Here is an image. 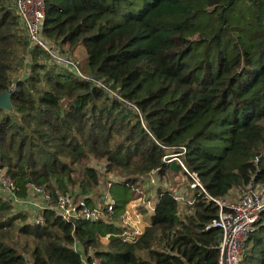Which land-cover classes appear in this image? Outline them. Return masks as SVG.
Here are the masks:
<instances>
[{"label": "trees", "instance_id": "obj_1", "mask_svg": "<svg viewBox=\"0 0 264 264\" xmlns=\"http://www.w3.org/2000/svg\"><path fill=\"white\" fill-rule=\"evenodd\" d=\"M44 2L45 35L83 52L91 79L28 51L13 0H0V95L12 94V109H0V175L22 199L30 186L55 194L78 185L94 196L89 206L109 193L114 216L68 223L48 209L29 222L0 195V264H218L222 234L206 227L219 209L208 196L264 183V0ZM89 158L102 166L74 178ZM187 171L206 193L191 189ZM177 193L195 199L186 213ZM144 195L151 223L125 241L127 206ZM14 231L32 247L20 248ZM241 264H264V212Z\"/></svg>", "mask_w": 264, "mask_h": 264}, {"label": "built area", "instance_id": "obj_2", "mask_svg": "<svg viewBox=\"0 0 264 264\" xmlns=\"http://www.w3.org/2000/svg\"><path fill=\"white\" fill-rule=\"evenodd\" d=\"M12 4L24 30L28 51L39 50L47 56L50 65L69 70L83 79H91L90 76L85 75L80 70L79 65L69 55H66L53 39L45 35L46 9L44 0H13ZM188 174L193 180L190 185L191 189H199L206 193L198 175L189 172ZM0 183L9 190L7 195L1 194V196L11 201L14 213H27L29 222L42 223L41 215L35 219L31 218L30 212L35 209V211L40 213L43 210H53L57 216L68 223H74L78 220L110 221L114 216L115 202L109 193L106 196L104 205L94 204L89 206L86 199H89L91 194L89 197L84 198L82 196L78 198L77 195L75 196L68 192L59 191L61 192L59 193L57 190L53 194L43 188L30 186L28 196L22 199L16 195L17 188L12 180L1 175ZM237 191L240 193L234 198L226 196L215 199L208 196L219 209L217 218L206 227L207 230H210L215 226L222 234L218 247V264H241L247 240L264 212V183L252 181L244 188H238ZM177 196L180 202V213H183L181 211L182 205L187 206L195 203L194 198L186 202L178 193ZM141 200L143 199L140 198L136 201L141 202ZM151 203V201L144 200V204L153 211L154 205H151ZM125 223L132 226V228L126 226ZM125 223L123 225L126 228L123 234L124 240L128 242L137 241L143 231L136 228L129 221H125ZM84 262L87 263V259ZM92 264H101V261L93 257Z\"/></svg>", "mask_w": 264, "mask_h": 264}, {"label": "rangeland", "instance_id": "obj_3", "mask_svg": "<svg viewBox=\"0 0 264 264\" xmlns=\"http://www.w3.org/2000/svg\"><path fill=\"white\" fill-rule=\"evenodd\" d=\"M77 52H80V51H77ZM77 52H76L75 55H72L70 52H68L67 50H65L64 53H65L66 55H69V57H70L73 61H75L77 64H81V62L84 61V60L86 59V57H85V54H84L82 51H81L82 53H81V54L79 53L78 55H77ZM40 58H41L40 61H42V62L45 63V58H44V57H40ZM29 63H30V56L27 57L26 61H25V60L23 61V65L20 67L21 70H20L19 75L15 76L16 79L24 78V77L27 75V66L29 65ZM82 69H83V68H82ZM83 71H84V69H83ZM84 73H85V72H84ZM21 74H22V75H21ZM86 74H87V73H86ZM88 165H95V166H98V167H101V166H102V164H101L98 160H93L92 158H89V159H87V160L85 161V164H84L83 166L78 167V171H77L76 175H74V178H79V177H81L82 172L84 171L85 166H88ZM1 175H3V173H2ZM1 175H0V176H1ZM109 178H111V179L114 180V181H115V179H116L114 176H109ZM104 180H105V179H104ZM104 180H103L102 185H100V186L98 187L97 191L99 190V192H101V195L103 194V195L105 196L106 193H107L108 187H109V185H110V182L108 183L107 181H104ZM182 183H183V189H181V192H180V195H181V196H183V194H181V193H183L184 191H186L185 188L188 187V184H189L190 182H189V180H188L187 178H185V179H182ZM108 184H109V185H108ZM144 187H145L147 190H150V182H149V181H146V182L144 183ZM174 189L176 190L177 188L174 187ZM8 192H9V190H8L5 186H3V185L0 183V195H1V194H3V195H7ZM57 192H59V190H58ZM84 192H85V191H80L78 185L70 184L69 187H68V193H70V194H72V195H75V196L77 195L78 198H81L82 196H84V198H85V197H89V195H90V191L88 192L89 194H87V195H84ZM59 193H61V192H59ZM239 193H240L239 191H235V192H234V197L237 196ZM148 195H149V196H147V197L153 199V197H155V191H150V193H149ZM147 197H146V195H144V196L142 197L143 200H141V202H138V203L136 204L138 207H140L139 210L137 209V210L134 211L136 214H139V213H140V214H141V213H142V214H144V213H145V214H150V213L152 212L151 209H150L148 206H146V205L144 204V200H146V201H150V200L147 199ZM96 199H97V204H98V205L103 203V201H102V203H100V199H99V198H96ZM134 202H135V201H134ZM136 202H137V201H136ZM152 203H153V202H152ZM152 203H151V205H153ZM102 205H103V204H102ZM186 209H187V206H185V205H182V206H181V211H182L183 213H185ZM35 210H36V209H35ZM35 210H31V212H30V216H32L31 218H34V219L41 215L40 212L35 211ZM142 214H141V215H142ZM30 220H31V219H30ZM125 221L128 222L129 220L124 216V223H125ZM129 222L131 223V221H129ZM125 224H126V223H125ZM126 226H129V227L132 228V226L127 225V224H126ZM10 235H11V239H12V240H15V241L18 242L20 248L26 245V249H30V248L32 247V245H33V244H32L33 242H32L30 239H28L27 237H24V236H20V235H18L15 231L12 232ZM106 242H107V239L104 238V239H103V243L106 244Z\"/></svg>", "mask_w": 264, "mask_h": 264}, {"label": "crops", "instance_id": "obj_4", "mask_svg": "<svg viewBox=\"0 0 264 264\" xmlns=\"http://www.w3.org/2000/svg\"><path fill=\"white\" fill-rule=\"evenodd\" d=\"M235 191H237V188L236 189H233L232 191H230V193H229V195H228V197H232V198H234V192ZM90 198H93V199H95L94 198V196H92V194H91V197ZM138 202H132V203H130L128 206H127V209H126V213H125V217L129 220V221H131V224L132 225H134V226H136V228H138V229H140V230H142L143 232H144V230H145V228L147 227V226H149L150 225V223H151V214H136L134 211L135 210H139V208L140 207H138L136 204H137ZM95 204H97V199H96V202H95ZM107 243V242H106Z\"/></svg>", "mask_w": 264, "mask_h": 264}, {"label": "water", "instance_id": "obj_5", "mask_svg": "<svg viewBox=\"0 0 264 264\" xmlns=\"http://www.w3.org/2000/svg\"><path fill=\"white\" fill-rule=\"evenodd\" d=\"M11 91H7L0 95V109L11 110L12 103H11ZM212 229H217V227L213 226Z\"/></svg>", "mask_w": 264, "mask_h": 264}]
</instances>
